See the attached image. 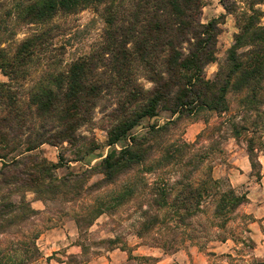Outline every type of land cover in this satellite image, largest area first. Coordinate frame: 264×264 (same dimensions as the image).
Segmentation results:
<instances>
[{
  "label": "trees",
  "instance_id": "trees-1",
  "mask_svg": "<svg viewBox=\"0 0 264 264\" xmlns=\"http://www.w3.org/2000/svg\"><path fill=\"white\" fill-rule=\"evenodd\" d=\"M203 3L204 0H30L21 5L19 17L32 24L49 23L59 13H74L87 7L98 11L101 7L106 28L99 48L90 56L79 58L66 72L45 76L35 86L30 104L40 119L38 125H26L31 113L27 116L16 108L17 96L10 82L0 83V159L5 160L6 153L17 146H24V152L30 153L43 144L72 143L76 132L92 121L97 103L104 95L114 97L116 106L109 115L112 125L107 131V146L111 150L93 168L103 176L90 186L96 189L112 186L120 177L144 166L153 148L146 144L159 140L161 132L166 134L170 126L182 119H200L208 125L210 116L232 113L213 129L217 133H221L222 128L225 130L226 137L219 136L220 140L239 141L243 133L249 132V127L253 128L252 133H257L264 127L262 14L254 5L248 10L249 14H238L235 8L223 6L227 14L237 17L238 32L233 35L225 60L210 80L206 78L205 69L216 61L220 23L218 19L201 22ZM40 46L41 38L35 37L21 42L13 52L0 48V71L9 81L27 76ZM138 73L151 84L150 88L138 82ZM229 94L238 98L233 111ZM159 112L169 113L173 120L161 127L151 126L145 136L130 135L143 119H153ZM45 122L54 123L50 127L52 133L43 125ZM126 140L129 143L120 150L114 148ZM197 144L195 141L188 146L192 148ZM216 145L204 147L202 153L185 156V161L175 156L179 150H175L174 145L165 149L156 161L157 169L171 161L180 165V169L173 184L162 180L161 185L152 187L148 209H169L171 216L185 225L187 220L201 215L203 203L213 200V216L219 220L214 227L225 229L231 215L246 205L248 199L230 186L224 189L223 182L211 176V168L205 176L195 179L194 175L209 160V154L218 149ZM257 145L260 148L255 147L254 137L246 138L251 173L259 178L261 164L256 153H264V143ZM61 166L59 162L50 163L38 156L12 158L9 163L4 162L0 170V188L20 182L21 187L48 199L66 194L78 197L77 187L88 177L83 173L57 178L54 171ZM136 191L135 186L126 184L111 197L109 204L98 203L94 216L116 210ZM18 211L23 219L37 214L24 200L20 204L0 200V232L13 225L9 217H15L12 215ZM6 260L12 263L16 258L1 256L0 264H9ZM251 264H264V261L254 260Z\"/></svg>",
  "mask_w": 264,
  "mask_h": 264
},
{
  "label": "rangeland",
  "instance_id": "rangeland-1",
  "mask_svg": "<svg viewBox=\"0 0 264 264\" xmlns=\"http://www.w3.org/2000/svg\"><path fill=\"white\" fill-rule=\"evenodd\" d=\"M28 1L0 0V48L13 52L27 39L41 38V46L36 50L27 76H17L14 81H9L0 71V83L10 82L12 92L17 96L16 108L27 116L31 113V118L26 119L27 126L40 123L35 107L30 104V94L35 86L45 76L66 72L73 62L90 56L99 48L106 28L101 7L98 11L87 7L74 13H59L46 24L28 23L19 17V7ZM224 5L235 8L238 14L248 12L254 5V9L261 12L260 23L264 25V0H204L201 22L205 24L218 19L220 23L216 61L205 69L206 78L210 80L225 60L233 35L238 32L237 17L227 14ZM137 79L144 88L151 87L141 73ZM237 100L234 94L228 95L232 111ZM113 102L114 97L104 95L97 103L92 121L76 132L72 143L43 144L30 153L24 152V146H17L6 153L5 160L0 159V170L4 162L9 163L12 158L38 156L50 163L62 164L54 171L57 178L83 173L88 177L81 187H77L78 197L66 194L58 195L54 200L21 187L20 182L1 185L0 200L7 199L14 204L24 200L37 214L23 219L18 211L12 215L15 217H9L14 223L0 232V257L16 258L12 263L6 260L9 264H157L155 256L174 253L182 256L172 264H251L254 260L264 261V223L254 220L246 205L231 215L225 229L214 227L219 220L213 216V200L203 203L201 215L187 220L185 225L171 216L169 209H148L152 187L161 185L162 180L173 184L180 169V165L173 164L174 161L157 169L156 161L163 156L164 150L174 145V149L179 150L175 156L185 161V156L202 153L204 147L214 146V143L218 149L209 154V160L194 175L195 179L205 176L211 168V176L222 181L224 189L230 186L238 195L251 191L253 203L257 204L264 196V153H256L258 161L259 157L261 160L259 178L253 176L251 170L247 178H243L231 169H235L234 166L241 168L243 158L247 157L246 138L254 137L256 148H260L259 142L264 143V127L257 133H252L253 128L249 127V132L243 133L239 141L233 138L222 141L218 137L225 138V130L222 128V132L217 133L213 129L232 113L223 117L210 116L208 125L200 119H182L170 126L166 134L161 132L159 140L146 144L153 148L144 166L120 177L112 186L96 189L90 186L102 180L103 176L93 168L111 150L107 146V131L112 125L109 115L116 106ZM170 120L173 119L169 113L159 112L153 119H143L130 135L145 136L151 126L161 127ZM53 124L45 122L43 125L52 133L50 127ZM195 141L198 144L189 148L188 145ZM128 143L129 140L119 142L114 148L120 150ZM228 174L232 176V183ZM126 184L135 186L136 194L116 210L94 216L95 206L103 202L109 204L111 197ZM256 221L258 224H253ZM222 238L226 241L220 242ZM33 252L34 257L29 259Z\"/></svg>",
  "mask_w": 264,
  "mask_h": 264
},
{
  "label": "crops",
  "instance_id": "crops-1",
  "mask_svg": "<svg viewBox=\"0 0 264 264\" xmlns=\"http://www.w3.org/2000/svg\"><path fill=\"white\" fill-rule=\"evenodd\" d=\"M234 157V156H231ZM259 161L260 157H259ZM235 165H238V162H234ZM235 169H231V171H236L239 177L247 178L248 174L250 173V165L248 158H243L242 167L239 168V166H234ZM228 178H230L232 183V176L231 174H228ZM246 197L248 199V203L246 204V210L249 212L250 215H252L254 220H262L259 223H264V196H262V200H260L257 204L253 203L254 201V195L250 191L246 194ZM253 224H258V222H254ZM180 256H182L181 253H174L172 255L168 254H159L157 257V264H172L175 261L179 260ZM200 258V256H199Z\"/></svg>",
  "mask_w": 264,
  "mask_h": 264
}]
</instances>
